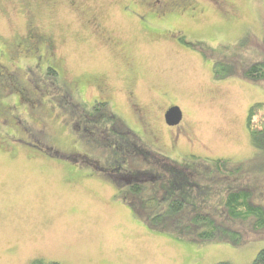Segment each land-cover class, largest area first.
Returning a JSON list of instances; mask_svg holds the SVG:
<instances>
[{
    "label": "rangeland",
    "instance_id": "obj_1",
    "mask_svg": "<svg viewBox=\"0 0 264 264\" xmlns=\"http://www.w3.org/2000/svg\"><path fill=\"white\" fill-rule=\"evenodd\" d=\"M263 37L264 0H0V264H251L264 228L223 204L241 186L264 202V150L247 128L264 80H215L213 64L244 72L264 61ZM104 101L109 116L93 118ZM173 105L176 125L164 117ZM119 118L189 169L188 182L166 171L145 181L141 198H160L151 215L181 197L246 241H199L139 218L120 192L147 164L117 134ZM217 158L252 167L221 175Z\"/></svg>",
    "mask_w": 264,
    "mask_h": 264
},
{
    "label": "trees",
    "instance_id": "obj_2",
    "mask_svg": "<svg viewBox=\"0 0 264 264\" xmlns=\"http://www.w3.org/2000/svg\"><path fill=\"white\" fill-rule=\"evenodd\" d=\"M180 41L192 45L191 42L186 40L185 36H180ZM49 73L56 75L57 71L49 67ZM231 76H239L252 82L264 80V61L253 63L242 73H239L233 65L225 61H216L213 64V78L215 80ZM102 109H105L104 114L109 116L108 102L104 101L96 104L95 110L97 112L93 118H99L100 114H98V111ZM118 121L121 122L120 126L117 127L113 124L114 129L117 130V134L122 138L126 137V140L136 147V154L144 159L147 164L144 169L139 170L137 173L127 175L132 179L134 178V180L130 182L127 191L120 192L121 197L133 205L134 212L139 218L154 228L177 233L199 241H224L234 245H240L246 241L247 236L243 231L222 223L210 212L196 209L191 203L181 197L171 199L161 212L151 215L150 211L157 207L160 198L157 196L141 198L142 193L146 190L145 181L150 180L155 184V182H159L160 177L162 178L161 174L165 171L169 173L168 177H174L178 172L180 175H185L184 172H187L189 169L184 165L175 163L166 156L154 154L149 147L144 145L139 134L123 123L120 118ZM247 128L251 144L257 149L264 150V102H256L249 107ZM152 155L153 157H151ZM151 161L160 164V166H165L167 169L163 172L150 169L148 166L151 165ZM215 167L221 175H233L246 170V167L249 170L252 167V159L232 160L229 158H217L215 160ZM156 187H159V184ZM223 207L229 217L241 220L253 217V228L255 230L264 228V202L256 201L253 191L249 187L241 186L226 192ZM32 264L60 263L36 258ZM217 264L230 263L228 261H221ZM251 264H264V248L258 252Z\"/></svg>",
    "mask_w": 264,
    "mask_h": 264
},
{
    "label": "water",
    "instance_id": "obj_3",
    "mask_svg": "<svg viewBox=\"0 0 264 264\" xmlns=\"http://www.w3.org/2000/svg\"><path fill=\"white\" fill-rule=\"evenodd\" d=\"M183 118V112L177 105L170 106L165 113L166 122L170 125H176L181 122Z\"/></svg>",
    "mask_w": 264,
    "mask_h": 264
},
{
    "label": "flooded vegetation",
    "instance_id": "obj_4",
    "mask_svg": "<svg viewBox=\"0 0 264 264\" xmlns=\"http://www.w3.org/2000/svg\"><path fill=\"white\" fill-rule=\"evenodd\" d=\"M168 110V109H167ZM166 113V112H165ZM165 117V116H164ZM166 120V119H165ZM91 164V163H90ZM92 166L94 165V166H96L97 167V164H91ZM103 169H107V167H102ZM114 169V168H113ZM112 170V169H111Z\"/></svg>",
    "mask_w": 264,
    "mask_h": 264
}]
</instances>
